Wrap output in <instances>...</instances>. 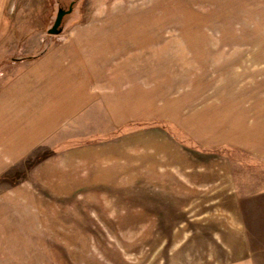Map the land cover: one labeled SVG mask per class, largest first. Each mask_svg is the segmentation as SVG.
Listing matches in <instances>:
<instances>
[{"label":"rangeland","instance_id":"rangeland-1","mask_svg":"<svg viewBox=\"0 0 264 264\" xmlns=\"http://www.w3.org/2000/svg\"><path fill=\"white\" fill-rule=\"evenodd\" d=\"M1 1L0 79L77 48L107 109L103 172L68 174L66 135L0 171V264H264V0Z\"/></svg>","mask_w":264,"mask_h":264},{"label":"crops","instance_id":"crops-1","mask_svg":"<svg viewBox=\"0 0 264 264\" xmlns=\"http://www.w3.org/2000/svg\"><path fill=\"white\" fill-rule=\"evenodd\" d=\"M78 50L49 47L0 79V171L20 164L35 150L58 149L60 135L67 142L55 155L68 174L77 176L83 167L89 173L105 170L99 153L105 140L92 143L82 131L85 121L105 113L107 81L104 69L92 67L90 56ZM52 171L59 173L58 166Z\"/></svg>","mask_w":264,"mask_h":264},{"label":"water","instance_id":"water-1","mask_svg":"<svg viewBox=\"0 0 264 264\" xmlns=\"http://www.w3.org/2000/svg\"><path fill=\"white\" fill-rule=\"evenodd\" d=\"M74 3H70L67 7V9L58 8L55 16V20L51 27L47 30L48 35H59L64 27V18L71 14L73 10Z\"/></svg>","mask_w":264,"mask_h":264}]
</instances>
